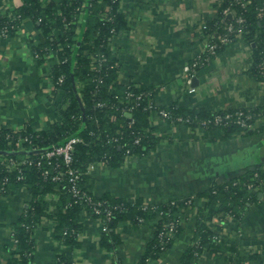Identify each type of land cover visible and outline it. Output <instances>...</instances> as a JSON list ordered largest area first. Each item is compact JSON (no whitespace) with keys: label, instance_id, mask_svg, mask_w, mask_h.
I'll return each mask as SVG.
<instances>
[{"label":"crops","instance_id":"1","mask_svg":"<svg viewBox=\"0 0 264 264\" xmlns=\"http://www.w3.org/2000/svg\"><path fill=\"white\" fill-rule=\"evenodd\" d=\"M60 1L42 3L58 5ZM22 3L3 0L1 16L12 18ZM222 3L119 0L126 28L111 42L119 85L152 89L153 100L161 107L205 115L238 109L257 110L258 114L253 127L232 130L173 122L149 112L147 130L158 138L154 148L128 155L116 165L99 161L88 168L85 186L98 198L108 195L145 207L191 199V207L180 209L181 229L170 235L169 247L147 258L146 264H181L184 252L196 240L199 210L207 192L229 181L240 182L251 171L264 170V80L257 74L253 44L238 35L204 65L190 69L215 33L210 24L218 19ZM40 43L41 30L30 18L20 21L8 36L0 29V127L4 129L38 131L60 119L63 93L51 78L59 49L36 57ZM252 190L257 199L247 204L240 217L222 212L206 222L223 248L206 245L196 264H264V183ZM49 197L56 199L57 195ZM30 200L26 187L0 196V264H7L15 249L13 225ZM158 219L118 223L117 238L109 247L103 243L105 221L86 209L80 215L81 230L75 243L57 238L56 221L44 217L32 235L31 262L143 264Z\"/></svg>","mask_w":264,"mask_h":264},{"label":"trees","instance_id":"2","mask_svg":"<svg viewBox=\"0 0 264 264\" xmlns=\"http://www.w3.org/2000/svg\"><path fill=\"white\" fill-rule=\"evenodd\" d=\"M2 1L0 0V3ZM263 2L264 0H248L247 5L243 7L241 3H236V0H223L218 19L210 24L216 28L229 8L244 16L241 35L254 46L257 74L262 80L264 75L258 70V65L264 58V18L258 17V8ZM14 14L12 18H4L0 10V29L8 27L10 34L20 21L30 18L41 30V43L36 47L40 57L54 48L59 49V62L53 69L51 78L63 93V100L58 107L60 119L48 128L19 132L4 129L3 136L0 137V187L3 179H9L5 191H1L0 196L20 187H26L31 194L29 206L13 225L12 240L15 242V249L11 252L7 264H32L34 247L32 235L44 217L56 221L54 231L57 238L75 243L81 230L80 215L83 209H86L94 217L105 221L107 232L103 235V243L112 247L117 238L115 228L118 223L159 217L158 212L162 211L164 214L158 219L155 237L143 259V264H146L147 258L157 256L170 245L169 238L163 245L157 233L166 223L178 221L182 213L180 209L191 207L192 204L184 200L145 207L138 201L130 202L108 195L101 198L93 196L94 201L103 202L100 206L101 214H98L83 198L77 199L73 196L68 176L58 181L53 179L54 166L57 163L61 164L60 169L64 171L69 167L86 171L89 165L99 161L116 165L124 161L128 155L146 153L157 145L158 138L151 130H147L149 111L144 107L148 100L133 110L132 118L135 119L133 124H130L131 118L125 114V108L129 104L124 99V94L128 86L122 87L117 83L118 63L111 50L113 37L126 28V18L119 10V0H61L58 5L52 3L47 6L43 5L42 0H23ZM228 20L231 21L226 16L225 21ZM55 30L58 31L57 34ZM97 54L107 57L99 72L92 70ZM130 87L137 92H152L150 99H154L155 93L152 89ZM160 108L169 109L174 115H182L185 118L212 117L200 111L194 113L169 107ZM244 110L250 112L256 121L257 110ZM219 127L244 129L235 124ZM6 134H11L14 138L7 139ZM19 135L28 139L19 142L17 138ZM71 136H77L81 140L75 144L74 160L70 166L64 165L60 157L43 159L40 166L25 165L23 179H18V170L10 171L5 166L6 162L3 159L29 155L30 158L38 160L42 150L62 144ZM120 136H122L120 141L113 140ZM137 138H140L139 143L135 142ZM22 148L26 152H21ZM127 149L131 150V154L126 153ZM85 182L86 174L81 176L80 187L86 189ZM263 183L264 170L260 169L251 171L242 177L240 182L233 180L211 188L206 194L207 200L203 208L199 210L195 232L198 242H193V245L184 252L181 264H196L206 245L221 250L223 246L216 243L215 233L206 226V222L222 212L240 217L247 204L257 199L252 188H248L249 185L256 188ZM51 194L57 195L56 199H51L49 197ZM108 211L112 213L109 220L105 218ZM180 227L178 225L177 230Z\"/></svg>","mask_w":264,"mask_h":264},{"label":"built area","instance_id":"3","mask_svg":"<svg viewBox=\"0 0 264 264\" xmlns=\"http://www.w3.org/2000/svg\"><path fill=\"white\" fill-rule=\"evenodd\" d=\"M236 3H241L243 7H245L248 3V0H236ZM224 16L229 17L231 21H225V17L221 19L222 22L219 23L214 32L212 33L211 37L208 39L207 44L205 45L204 50V57L203 55L200 57H197L193 63L190 66V69L192 71H195L196 68H198L201 65H204L206 61H208L209 57L216 55L219 53L220 48L229 42L233 41V39L242 34V28L241 25L244 23L245 18L244 16L234 10L233 8H229L225 11ZM258 17L264 18V2L263 4L258 8ZM1 32L3 35L8 36V27H3L1 29ZM35 56L39 57L40 54L35 51ZM96 61L94 64H92V70L99 72L101 66L104 62L107 61V57L103 54H97L95 57ZM258 70L262 75H264V58L261 60V62L258 65ZM60 81H63V77L60 78ZM101 81V80H100ZM152 92L149 91H135L130 86L127 87L124 99L129 104L125 108V114L131 118L130 124H133L135 119L132 118V112L135 108L140 106L145 100H148V103L145 105V109L149 112H155L159 116H161L164 119L171 120L173 122L178 123H184V124H192L197 123L200 126L204 128H210V127H217V126H230L232 124L238 125L242 128H250L253 127L255 120L253 119V115L244 110V109H238L235 111H228V110H222L214 113L211 118L206 119H191L185 118L182 115H174L173 112L166 108H160L159 105H157L156 102H154L153 99H150ZM4 128L0 127V137L3 136ZM16 132V131H15ZM18 132V131H17ZM7 139H13L11 134H6ZM18 141L22 142L23 140H27V137H23L21 135L17 136ZM122 139V136L119 138H113L114 141H120ZM81 139L77 136H71L65 140L64 143L55 145L50 149H45L41 151V156L38 160H34L30 158L29 155L23 156L21 158H9V159H3L6 162V168L8 170H18L19 175L18 179H23V168L25 165L29 164H37L38 166L41 165L43 159H54V158H62V162L66 166H70L71 163L74 160L73 153L75 151V144L78 143ZM136 143L140 142V138H137ZM21 152H26L24 148L20 149ZM19 150V152H20ZM127 154H131V150L127 149ZM107 163L106 161H102ZM95 164H91L87 167L86 171H83L79 168H68L66 171L60 169L61 164L57 163L54 166V176L53 179L58 181L61 180L64 176H68L72 187V193L73 196H75L77 199H84L87 203L91 204L93 207V211L95 213L101 214L100 206L103 205V202L101 201H94L93 195H91L87 189H85L83 186L80 187L79 181L81 179V176L86 174L88 168H92ZM8 178H5L1 182L0 192L5 191L6 185L8 183ZM249 188H253V185H249ZM191 199L186 200V203H190ZM171 203H175V201H171ZM164 214V212L159 211L158 216L161 218V216ZM111 211H108L105 215V218L109 220L111 218ZM140 221H143L141 219ZM178 225H181L180 219L178 221H172L170 223H166L157 234L158 237L162 240V244L164 245L166 240L169 238L170 235L177 231ZM67 234V232H65ZM195 242H198V239L195 240Z\"/></svg>","mask_w":264,"mask_h":264},{"label":"water","instance_id":"4","mask_svg":"<svg viewBox=\"0 0 264 264\" xmlns=\"http://www.w3.org/2000/svg\"><path fill=\"white\" fill-rule=\"evenodd\" d=\"M195 80H196V78H195Z\"/></svg>","mask_w":264,"mask_h":264}]
</instances>
